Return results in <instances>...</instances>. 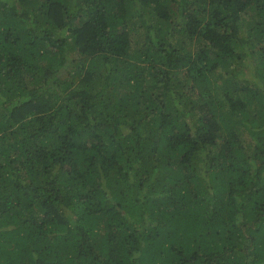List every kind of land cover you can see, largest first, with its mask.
<instances>
[{
    "label": "trees",
    "instance_id": "1",
    "mask_svg": "<svg viewBox=\"0 0 264 264\" xmlns=\"http://www.w3.org/2000/svg\"><path fill=\"white\" fill-rule=\"evenodd\" d=\"M0 264H264V0H0Z\"/></svg>",
    "mask_w": 264,
    "mask_h": 264
}]
</instances>
